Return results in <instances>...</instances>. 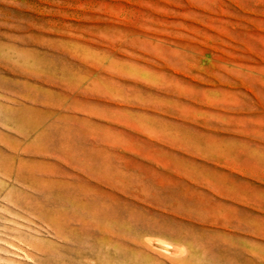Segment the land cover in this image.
<instances>
[{
    "label": "rangeland",
    "instance_id": "obj_1",
    "mask_svg": "<svg viewBox=\"0 0 264 264\" xmlns=\"http://www.w3.org/2000/svg\"><path fill=\"white\" fill-rule=\"evenodd\" d=\"M0 264H264V0H0Z\"/></svg>",
    "mask_w": 264,
    "mask_h": 264
},
{
    "label": "bare ground",
    "instance_id": "obj_2",
    "mask_svg": "<svg viewBox=\"0 0 264 264\" xmlns=\"http://www.w3.org/2000/svg\"><path fill=\"white\" fill-rule=\"evenodd\" d=\"M158 244H159V243H158ZM162 244H163V243H162ZM169 248H170V247H169L167 244H164V245H163V249H164V250H168Z\"/></svg>",
    "mask_w": 264,
    "mask_h": 264
}]
</instances>
